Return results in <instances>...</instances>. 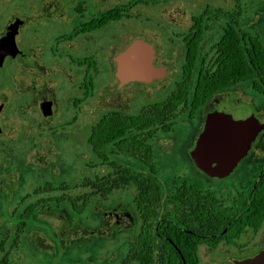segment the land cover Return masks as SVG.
I'll return each mask as SVG.
<instances>
[{
  "label": "flooded vegetation",
  "instance_id": "obj_1",
  "mask_svg": "<svg viewBox=\"0 0 264 264\" xmlns=\"http://www.w3.org/2000/svg\"><path fill=\"white\" fill-rule=\"evenodd\" d=\"M174 1L179 0H36L32 11L20 17L7 13L9 5L0 9V38L18 27L19 49V55L0 65V198L23 190L34 175L29 167L42 170L62 157L61 147L70 144L71 132L90 130L91 168L106 167L108 176L116 162L153 188L145 200L136 186L116 190H133L135 198L110 208L103 205L107 212L101 230L89 232L74 223L67 237L56 234L61 242L71 240L74 232L83 239L117 233L127 243L126 257L147 256L151 264H242L264 252V221L258 225L240 218L251 210L252 197L264 181V128L225 179L206 175L191 154L217 98H225L226 111L241 128L264 126V71L251 59L257 47L264 49V17L251 0H180L181 5L170 6ZM160 6L169 9H143ZM136 40L154 49L153 67L160 77L124 84L117 76L115 51ZM238 55L244 57L245 69L236 74L230 57ZM113 117L133 119L128 132V137L135 136L133 149L124 155L107 148L109 157L103 162L93 152L91 136L101 120L106 125ZM141 117L142 122L134 123ZM191 129L195 136L176 138L177 131ZM86 140L84 135L76 138L78 144ZM178 147L187 165L163 171L162 161ZM232 177L230 185H207ZM91 181L84 186L93 188ZM46 185L47 190L35 187L34 196L56 191ZM91 196L83 197L82 205L69 196L68 203L82 214ZM110 196L101 197L107 203ZM30 198L22 194L16 206L8 204V217L0 215L5 228L0 264H15L12 257L22 250V235L34 230L39 235L45 210L53 213L43 200L25 206ZM206 200L214 214L231 210V218L205 219ZM147 230L152 250L130 251ZM28 245L30 253L43 249L38 241Z\"/></svg>",
  "mask_w": 264,
  "mask_h": 264
},
{
  "label": "rangeland",
  "instance_id": "obj_2",
  "mask_svg": "<svg viewBox=\"0 0 264 264\" xmlns=\"http://www.w3.org/2000/svg\"><path fill=\"white\" fill-rule=\"evenodd\" d=\"M51 1V0H45ZM180 1V0H179ZM173 2L170 6L175 5V3L181 2ZM253 9L258 10V13H262L264 17V0H251ZM36 0H5L0 3V9L5 10L9 5L7 13L16 15L20 17L21 13L26 11V13H30L33 7H35ZM146 10H157V9H169V7L160 6L157 8L147 7L143 8ZM19 20V19H18ZM260 31L264 32V27L260 29ZM19 43L21 41V37L18 39ZM111 54V50L109 51ZM146 102V101H144ZM99 115H94L93 118L98 117ZM195 129L191 130H183L182 132H176L177 139H185L187 140L191 137L195 136ZM84 135V138L87 139L86 142L83 141L82 144H78L76 138H79ZM71 142L66 146L61 147V152L64 149L65 152L62 153V157L58 155L59 159L55 160L52 164L49 163L45 168L39 170L38 167H29V171H34V175L28 177L27 185H23V190L21 192L14 193L11 198H7L6 195L0 198V215L4 217H8L7 209L8 206H16L20 200L21 196L24 193L31 194V198L26 202L25 206L30 205L32 202H40L41 200L45 201L44 206H47L50 210L53 211L52 215L48 214V211L45 210L44 218L48 223H43L42 228L43 232L40 230L39 235L36 234V230L27 231L22 236V250L18 249L20 253L13 254L12 260L15 264H123L125 260L124 253L127 252L128 246L127 243L123 244L121 237L116 233L112 237H88L86 239L82 238V234L77 232L78 234L73 233L71 240L69 238L65 239V242H61L59 238H57L56 234H62L64 237L70 234V231L74 229V225H80L82 228H87L89 232H97L102 228V220H103V205L108 206H116L120 201H124L126 203H130L135 198V191L133 190H123V191H114L108 199V202H104L103 197L100 195L91 196V200L87 207L83 210L82 214L78 212H74L71 206L68 203V197L71 196L77 201L78 205H82L84 202L82 198L87 195L93 194L94 189L91 187H85L84 183L86 180H94L96 177H103L109 171L106 167H97L91 168L89 163L91 160L88 157H93V154L88 144V138L90 136V130L84 132L74 131L71 132ZM188 145H192L191 142H188ZM182 150L178 147L174 155L168 157L162 161L161 167L163 171L168 170L170 168H174L175 166L183 165L186 166L187 163L182 159L180 154ZM91 154V155H90ZM95 158V157H94ZM94 163H96L95 160ZM58 169L57 175H53V170ZM27 170V169H26ZM20 171V168H19ZM236 175V174H235ZM234 175V176H235ZM232 178L228 180L215 181L210 182L207 185L212 186H224L230 185L232 182ZM50 183L53 185V188L56 190L55 192H43V194L39 196H34L35 187L37 188H46L49 189ZM65 184V185H64ZM68 186H67V185ZM62 186H66L69 190L63 191ZM207 187V186H206ZM63 199L60 203H57L58 199ZM124 199V200H123ZM52 202H49L51 201ZM65 200V201H64ZM10 204V205H8ZM50 205V206H49ZM23 206V208L25 207ZM2 210V212H1ZM5 210V211H4ZM63 217V218H62ZM75 217V219H74ZM70 223H68V222ZM14 223H18L17 221H13ZM75 223V224H74ZM66 225V226H65ZM5 228L0 227V234L4 233ZM12 239L15 238L16 228L11 229ZM107 237V238H106ZM1 240V237H0ZM31 242L38 241L39 245L43 248L40 252L31 251L32 248L29 249V245L27 241ZM41 243V244H40ZM10 244H8L7 248H10ZM29 252V253H28ZM22 254V255H21ZM159 262V261H158Z\"/></svg>",
  "mask_w": 264,
  "mask_h": 264
},
{
  "label": "water",
  "instance_id": "obj_3",
  "mask_svg": "<svg viewBox=\"0 0 264 264\" xmlns=\"http://www.w3.org/2000/svg\"><path fill=\"white\" fill-rule=\"evenodd\" d=\"M18 27L12 26L7 34L0 38V65L7 57L19 55L16 43ZM155 51L152 47L136 40L114 55L117 76L122 83L130 81L151 82L159 78V71L153 67ZM153 70V75L151 71ZM164 75V73H162ZM225 98L213 101L207 116L204 130L198 136L192 158L195 165L211 178L229 177L240 161L251 149L259 132L264 126L244 129L238 124L235 115L225 109ZM242 264H264V252L255 259Z\"/></svg>",
  "mask_w": 264,
  "mask_h": 264
},
{
  "label": "trees",
  "instance_id": "obj_4",
  "mask_svg": "<svg viewBox=\"0 0 264 264\" xmlns=\"http://www.w3.org/2000/svg\"><path fill=\"white\" fill-rule=\"evenodd\" d=\"M252 63L258 69L264 71V49L257 47L256 51L252 54ZM230 61L235 62L234 71L237 74L238 71L245 69L244 57L242 58L238 55L236 58H231ZM232 67V66H231ZM228 70V67H226ZM261 86L260 84H258ZM133 120V119H132ZM131 119L124 118L119 119L117 117L109 118L105 125V120H101L98 125L94 128L91 136V146L93 152L97 155L98 159L105 161L109 157V153L106 152L107 148H117L122 154H129V151L133 149L131 143L135 139V136H129L128 132L133 123ZM143 117L137 119L134 123L142 122ZM142 151V146L140 147ZM114 174H110L104 177H97L91 181V186L94 189V195H110L114 191L136 186L140 192L141 199L145 200L150 191L149 188H153L148 181L138 179L133 175L132 168H123L116 162L114 163ZM119 171V172H117ZM90 181L86 182L85 185H89ZM87 197V195L85 196ZM70 201H73L69 198ZM76 202V201H75ZM205 219H213L218 217L221 219L231 218V210L227 211L222 209L217 211L218 213H213L214 211L209 208V201H205ZM77 204V202H76ZM77 210L80 211L82 208L76 206ZM241 219H251L252 221H257L258 225L264 221V181L258 188V191L252 197V207L250 211H247L240 217ZM209 228V227H208ZM245 227H235V229H244ZM152 243L149 241V232H142L139 240L137 242L131 243L130 251H150L152 250ZM123 264H151V258L143 256L141 258L126 257Z\"/></svg>",
  "mask_w": 264,
  "mask_h": 264
}]
</instances>
